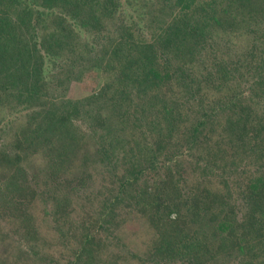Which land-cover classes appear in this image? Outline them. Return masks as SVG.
Returning a JSON list of instances; mask_svg holds the SVG:
<instances>
[{"label": "trees", "instance_id": "16d2710c", "mask_svg": "<svg viewBox=\"0 0 264 264\" xmlns=\"http://www.w3.org/2000/svg\"><path fill=\"white\" fill-rule=\"evenodd\" d=\"M157 3L169 18L138 42L120 0H0V111L14 104L35 124L21 130L17 150L0 148V190L46 204L49 191L27 179V147L47 153L50 174L71 185L76 171L100 165L118 180L100 227H120L112 212L125 203L122 215L148 219L169 264L182 254V264H264V0ZM88 69L112 77L69 100L64 85ZM188 156L190 167L172 168ZM160 168L155 187L133 189ZM75 179L65 194L53 189L55 217L71 214L72 195L86 200L74 191L86 177ZM75 223L80 232L87 221ZM83 230L70 264H100L96 233ZM24 235L18 264H49L41 232Z\"/></svg>", "mask_w": 264, "mask_h": 264}, {"label": "rangeland", "instance_id": "374dc122", "mask_svg": "<svg viewBox=\"0 0 264 264\" xmlns=\"http://www.w3.org/2000/svg\"><path fill=\"white\" fill-rule=\"evenodd\" d=\"M120 1L125 10L124 16L130 20L129 24L133 26V32L138 42L152 40L159 32V28L169 18L168 15L160 12L157 0ZM134 5L138 6L134 7ZM238 42L241 43L242 47L245 41L238 40ZM202 59L204 62L210 64L214 60L213 52L211 50L204 51ZM111 77V71L88 69L80 80H72L71 83L64 85L65 95L69 100L73 101L85 98L103 88ZM29 113L30 111L18 108L14 104H8L1 109L0 148L8 145V150H17L14 147L15 140L22 139L19 134L30 123L33 124L31 131L34 133L35 124L30 122ZM26 149V151L21 152H23L22 158L27 157L25 165H27V174L31 176L27 178L29 179V183L39 182V187H42V190L47 189L49 192L44 195L46 204H43L39 200L36 202L30 201V199L15 197V195L7 193L4 189L5 184L3 185L4 187L0 190V204H4L7 209L5 216L0 217V264H18L19 258L24 260L28 245H23L22 239L27 237L24 234L25 232H30V230L31 232L34 231L35 236L38 235V232H41L42 240L45 244L47 243L49 248L45 253V259L49 261V264H70L78 254L80 240L82 239L81 232L84 231L83 229L91 230L92 228L96 233L95 259L100 264H169L168 262L170 261H166L167 259L165 260L163 255L157 252V237L155 231L150 227L148 219L137 212H133L131 215L125 217L122 215L128 212L125 203H121L118 208L115 207V211L112 212L114 217L120 220V227L107 229L100 227L99 217L104 209L102 206L106 198L109 197L108 195L112 194L118 181L111 175L109 169L95 165L90 167L88 171L83 169L76 171L75 176L73 178L70 177L71 185L69 184V179L58 180L55 171H53V174H50L51 164L44 162L47 153H45L46 157L43 158L41 153H34L35 151L29 147ZM170 150L174 151L176 148L171 145ZM191 158L192 156L186 157L180 163L182 166L173 164L172 168L184 170L190 167ZM41 172H43L41 176L44 179L37 177ZM115 173L118 176H122L123 171L121 168H118ZM47 174L49 175L48 179H46ZM162 174L163 168H160L151 175L147 174L145 179H141L133 186V189L141 191V189L149 185L155 187V183L160 180ZM76 176L86 177L83 186L74 190L78 195L83 191L86 200L82 203L72 195V200L76 201L73 204L71 214L67 217H63V215L62 217L59 215L55 217L52 214L55 204L53 189L56 193L65 194L70 190V186L77 187L80 185L77 182L78 180L75 179ZM17 217L18 219H16ZM77 218H80L81 222L87 221L86 225L79 227L80 232L76 230L77 226L71 225V223L76 224L75 220ZM69 228L73 230L69 232ZM57 229H59V233H57ZM15 242L19 243L24 249H16L17 243ZM127 248L134 252V257L131 256L133 258H129L128 256L129 261L124 258L125 256L127 257ZM8 249L9 251H6ZM209 256L206 260H208ZM178 258L177 263L174 264H182L181 259H186L183 254L181 258L180 256ZM208 264L211 263L209 262ZM220 264H224V262H220Z\"/></svg>", "mask_w": 264, "mask_h": 264}]
</instances>
